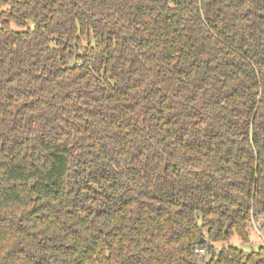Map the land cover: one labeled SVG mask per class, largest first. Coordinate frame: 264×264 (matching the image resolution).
<instances>
[{
    "label": "trees",
    "instance_id": "16d2710c",
    "mask_svg": "<svg viewBox=\"0 0 264 264\" xmlns=\"http://www.w3.org/2000/svg\"><path fill=\"white\" fill-rule=\"evenodd\" d=\"M260 218L264 0H0V264H264Z\"/></svg>",
    "mask_w": 264,
    "mask_h": 264
},
{
    "label": "rangeland",
    "instance_id": "374dc122",
    "mask_svg": "<svg viewBox=\"0 0 264 264\" xmlns=\"http://www.w3.org/2000/svg\"><path fill=\"white\" fill-rule=\"evenodd\" d=\"M262 221H264V219L261 218L253 221L249 232V241L247 243H240L237 237L233 236L229 244L237 246L247 253L257 251L261 246L264 247V226L261 224Z\"/></svg>",
    "mask_w": 264,
    "mask_h": 264
},
{
    "label": "built area",
    "instance_id": "2783aa9c",
    "mask_svg": "<svg viewBox=\"0 0 264 264\" xmlns=\"http://www.w3.org/2000/svg\"><path fill=\"white\" fill-rule=\"evenodd\" d=\"M195 251H196L198 254H200V255H202V254L205 253V250L202 249V248L196 249Z\"/></svg>",
    "mask_w": 264,
    "mask_h": 264
},
{
    "label": "water",
    "instance_id": "95a60500",
    "mask_svg": "<svg viewBox=\"0 0 264 264\" xmlns=\"http://www.w3.org/2000/svg\"><path fill=\"white\" fill-rule=\"evenodd\" d=\"M203 240H201V242H202Z\"/></svg>",
    "mask_w": 264,
    "mask_h": 264
}]
</instances>
